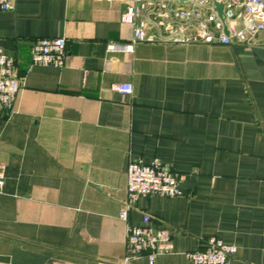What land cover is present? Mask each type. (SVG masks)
<instances>
[{
	"label": "crops",
	"instance_id": "obj_1",
	"mask_svg": "<svg viewBox=\"0 0 264 264\" xmlns=\"http://www.w3.org/2000/svg\"><path fill=\"white\" fill-rule=\"evenodd\" d=\"M127 5L16 0L0 11V51L20 81L0 114V264H123L126 225L144 214L171 236L155 264H190L210 237L236 247L229 264H264V31L251 45L109 53L133 39ZM41 38L65 40L61 67L32 64ZM155 159L182 195L140 197L125 223L127 165Z\"/></svg>",
	"mask_w": 264,
	"mask_h": 264
},
{
	"label": "built area",
	"instance_id": "obj_2",
	"mask_svg": "<svg viewBox=\"0 0 264 264\" xmlns=\"http://www.w3.org/2000/svg\"><path fill=\"white\" fill-rule=\"evenodd\" d=\"M128 2L121 22L132 25L133 39L127 45H107L109 53L119 49L132 51L135 44L163 43L172 45H230L237 42L251 45L264 31V0H124ZM181 2V4L179 3ZM222 4L221 19L214 4ZM16 0H0V11H14ZM224 29H226L227 34ZM66 56L63 38L37 39L30 47L33 65L61 67ZM20 89L14 62L0 51V114L11 112ZM113 90L132 93L130 84H115ZM3 185L0 166V191ZM182 193L178 178L157 159L150 164L131 161L126 168V200L119 219L127 223L129 212L140 197L175 198ZM150 216L144 214L140 226L126 225L128 255L123 264L146 257L155 264L158 255L172 250L170 233L153 228ZM236 253L234 245L224 244L217 237L207 239L202 250L190 252V264H229Z\"/></svg>",
	"mask_w": 264,
	"mask_h": 264
},
{
	"label": "water",
	"instance_id": "obj_3",
	"mask_svg": "<svg viewBox=\"0 0 264 264\" xmlns=\"http://www.w3.org/2000/svg\"><path fill=\"white\" fill-rule=\"evenodd\" d=\"M180 4H181V2H179ZM214 6H215V10L217 11V13H218V16L221 18V19H223V16H222V8H223V5L222 4H214ZM224 31H225V33L227 34V32H226V29H224Z\"/></svg>",
	"mask_w": 264,
	"mask_h": 264
}]
</instances>
